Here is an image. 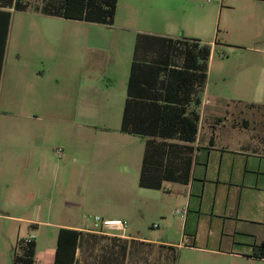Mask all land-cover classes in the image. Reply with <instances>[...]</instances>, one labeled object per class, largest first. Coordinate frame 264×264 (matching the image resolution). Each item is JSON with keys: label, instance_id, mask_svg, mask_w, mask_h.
Instances as JSON below:
<instances>
[{"label": "crops", "instance_id": "obj_1", "mask_svg": "<svg viewBox=\"0 0 264 264\" xmlns=\"http://www.w3.org/2000/svg\"><path fill=\"white\" fill-rule=\"evenodd\" d=\"M224 4L225 0L213 6H207L202 0H119L115 21L116 34L114 32L107 36L104 30L92 31L93 39L90 41L87 39V31L74 30L67 35V44L86 48L105 45L108 48L107 44L115 41L116 65L119 67L123 61L121 48L131 43L132 57L128 61L131 70L139 34L177 38L176 34L182 32L185 37L202 40L211 31L218 14L222 19ZM226 8L233 11L225 15L224 26L227 29L238 28L240 26L237 23L247 22L251 25L247 31H253L254 36L260 40L263 38L264 31L259 28L264 29V0H229ZM83 36L86 37L84 41L76 39ZM8 59L9 38L0 81V198L4 199L1 205L8 208L7 211L0 212V218L4 219L2 226L6 228L7 221L21 223V230L25 227L26 234L20 231L17 240L33 236L37 248V231L58 229V236L61 228L80 230L77 264H116V245L121 241L131 240L137 243H134L136 246L169 245L170 243L128 235L122 231L86 226L84 221L72 216L68 209L84 207L82 201H74L73 195L67 191L66 178L72 164H80L82 183L84 180L93 182V200L103 201L116 188L100 182L125 180L131 171V165L135 166L139 162L140 180L145 139L135 135L137 140L131 142L128 139L135 137L132 134L109 125H94L93 128L100 135L99 140H88L81 145L73 159L57 162L51 157L49 147L43 139L49 133V127L36 122L56 113L72 116L73 107L72 110L70 105L57 108L51 97L33 96L28 99L22 96L24 88L33 87L29 81L30 68L18 64L10 69ZM125 73L128 75L123 89L119 90L116 84L115 91L104 93L105 88H101L95 99L94 93L89 95L90 100L87 97L83 99V95L89 92L88 88L93 87L94 83H80L76 112L82 120L96 115V112L99 115L103 111L109 114L119 106L124 111L130 71ZM68 80V84L72 85L70 79ZM47 89L50 93L55 92V88ZM262 90L263 92L247 103L238 100L239 104L236 106L242 105V108L235 113H230V102L222 99L225 105L221 103V106L226 108V113L217 111L216 107L212 109L210 116H203L200 112L204 105L201 95L200 104L192 106V109L200 112L201 120L198 139L192 144L195 152L189 183L165 181L163 184L165 188L166 183H172V189L168 190H173L174 184L190 187L191 195L200 197L198 208L201 213L205 199H209L211 226L220 237L219 247L211 250L215 254L224 255L228 264H264V257L258 251V246L264 242V87ZM243 108L253 111V114L245 113ZM256 112L258 117L255 116ZM13 118L16 119L15 123L12 122ZM254 118L260 123L257 127L259 130L254 127L253 134L249 135L246 131L251 128ZM83 124L85 129L92 126L87 122ZM85 136H90V133H85ZM69 147H76V139L71 140ZM139 158L141 160L137 162ZM58 165H64L65 178L59 193L55 187L51 188V184L56 183ZM0 210H3L2 207ZM222 242H225L227 249H221ZM109 246L111 247L108 249Z\"/></svg>", "mask_w": 264, "mask_h": 264}, {"label": "rangeland", "instance_id": "obj_2", "mask_svg": "<svg viewBox=\"0 0 264 264\" xmlns=\"http://www.w3.org/2000/svg\"><path fill=\"white\" fill-rule=\"evenodd\" d=\"M202 1L207 6L218 5L221 2V0ZM227 1L229 0H225L222 19L218 14L211 31L202 37V40L211 44L213 48L209 61L208 79L202 92L204 105L200 112L203 116H210L212 109L216 107L217 111L226 113V108L223 107L226 100L231 104L230 113H235L242 108V105L236 106L239 104L238 100L247 103L263 92L264 36L260 40L254 36L253 31L249 29L247 31V28L251 26L247 22L237 23V26H240L239 29L236 27L227 29L224 26L225 15L233 13L226 8ZM33 2L43 3L42 0H33ZM87 22L46 15L33 8L27 11L15 10L13 13L9 34L8 67L12 69L20 64L30 68L29 81L33 85V87L24 88L22 96L28 99L33 96L51 97L57 108L70 105L72 110L73 107L72 116L56 113L36 122L49 127V133L43 139L49 147L51 157H54L57 162L73 159L76 152L80 151L81 145L88 140L97 142L100 135L93 128L94 125H109L114 129H120L122 124V106L116 107L109 114L103 111L99 115L96 112V115L88 116L83 120L76 112L81 82L94 83L93 87L88 88L89 92L83 95V99L89 98V95L93 93L95 99L101 88L106 89L104 93L115 91L116 84L119 90L123 89L128 75L125 71L129 73L128 61L132 57L133 44L131 43L122 46L123 61L119 67L116 65L115 41L107 44L108 48L105 45L88 48L69 46L67 35H70V31H87L89 33L87 39L90 41L93 39L92 31L104 30L107 36L114 32L116 34V24ZM259 29L264 31L262 28ZM176 36L185 37L182 32H178ZM79 38L76 39L80 41L86 39L84 36ZM68 79L72 85L68 84ZM111 86H113L112 89H109ZM49 87L55 88V92H48ZM243 109L245 113L253 114V111ZM255 116L258 117L257 112ZM255 119H252L251 128L246 131L249 135L253 134L254 127L259 130L257 127L260 123H257ZM12 120L13 123L16 122L15 118ZM84 122L92 126L85 129ZM117 132L120 133V131ZM85 133H90V136H85ZM136 138L138 137L128 140L133 142L137 140ZM75 139L76 147H69L71 140ZM139 160L141 158L137 162ZM140 164L141 162L135 166L131 165V171L125 180L100 182L108 186L113 185L116 191L103 201L95 202L94 190L91 188L93 182L84 180L82 183L79 174L80 164L73 163L70 174L66 178L67 191L73 195L74 201H82L84 207L70 208L69 212L76 219L84 221L86 226L97 228L101 220H97L96 216L101 219L121 218L128 225L126 231L122 233L170 243L169 245L136 246L137 243L131 240L121 241V244L116 245V251H118L116 264H228L224 255L215 254L211 250L219 247L220 237L211 226L209 199H205L201 213L198 208L200 197L191 195V189L187 185L174 184L173 190H168L172 189L170 182L166 183L163 189L140 187L138 183ZM63 171L64 165H58L56 183L51 184V188L55 187L58 193L65 180ZM2 201L4 199L0 198V205ZM0 207L3 209L0 212L8 210L2 205ZM186 208L188 211L184 215L182 210ZM18 214L31 215V213ZM2 222L4 219L0 218V264H14L13 255L18 241L17 235L20 231L25 235L26 229L23 227L21 230V223H11V221H7L8 226L6 225L5 228ZM57 232L58 229L48 228L35 232L38 234L39 241L35 264H54ZM221 249H227L225 242L221 243ZM20 252L18 248V253ZM134 252L136 255H133Z\"/></svg>", "mask_w": 264, "mask_h": 264}, {"label": "trees", "instance_id": "obj_3", "mask_svg": "<svg viewBox=\"0 0 264 264\" xmlns=\"http://www.w3.org/2000/svg\"><path fill=\"white\" fill-rule=\"evenodd\" d=\"M0 0V81L15 10L113 25L119 0ZM212 46L199 38L139 34L120 130L145 139L139 185L162 189L165 181L188 184L200 131L199 105ZM81 231L61 228L54 264H77ZM14 264H35L34 238L15 245ZM18 248L21 250L18 253ZM264 257V242L258 246Z\"/></svg>", "mask_w": 264, "mask_h": 264}, {"label": "built area", "instance_id": "obj_4", "mask_svg": "<svg viewBox=\"0 0 264 264\" xmlns=\"http://www.w3.org/2000/svg\"><path fill=\"white\" fill-rule=\"evenodd\" d=\"M188 209H183L182 213L184 215L187 214ZM97 220H101V223L97 225L101 230H111L114 232H124L127 229V223L125 220L121 218H106V219H101L99 216H96ZM30 238H33L31 236Z\"/></svg>", "mask_w": 264, "mask_h": 264}]
</instances>
